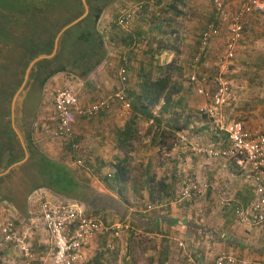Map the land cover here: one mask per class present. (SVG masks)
<instances>
[{"label":"crops","instance_id":"1","mask_svg":"<svg viewBox=\"0 0 264 264\" xmlns=\"http://www.w3.org/2000/svg\"><path fill=\"white\" fill-rule=\"evenodd\" d=\"M119 1L121 0H117V2L106 8L97 24V33L100 36L103 35V40H105L107 57L100 63V65L95 67L94 71H92L86 78L77 76L75 70L68 68L67 73L54 74L45 86L40 84V81L44 78L43 76L49 75V73L54 71V68L57 69L55 67L57 63L56 57L60 52L64 35L76 25L69 28L62 35L59 45H56V40L61 32L59 33L55 40L54 52L51 55H42L34 60L36 62L33 64L29 73V85L31 91L28 94L24 105L22 128L20 127V118L18 114L15 117L13 112V116L11 115L12 118L9 120L11 128L16 134V139L24 151L25 157L26 153L24 147L26 148L28 161L30 153L26 144L27 138L24 136L26 135V125L31 132L30 135L32 136L34 147L42 151V153L48 157V154H54L48 149V152L46 153L39 148L41 140H37L35 130L37 127L39 129L47 127L49 115L55 118L56 129L57 117L53 107V99L59 89L65 86H70L78 94L79 99V90H81L83 86L93 87V90L96 92H100V90L104 91L106 89L109 90L110 87L108 86V81L100 84L98 82V77L103 74V76L105 78L107 77L109 81L112 80L110 77L105 76L103 72L104 66L106 67L107 61L114 57L113 47H118L117 43H123V40H127L126 37L128 36L132 37L134 42L129 43V48L121 46L120 61L127 59L128 55L133 53V51H135V56L138 57L137 60H141L143 57L139 55L144 53L142 52L143 49L147 50L146 45L149 46V49L150 44L155 48V41H158V34H155L154 32L155 28L160 26L161 23H151L149 19V10H151V7H149L147 2L138 0L135 2V7H133L135 12L132 10L126 11L119 6ZM167 1L169 0H157L156 2H161V7L167 3ZM173 2H175V0H173ZM145 5H147V8ZM238 8L239 0H227V9L231 15H233ZM125 12L132 13L133 20L126 29H121L118 26V20ZM243 23L246 34L244 35V40L241 46L238 48L236 58L232 61V64L234 63V66H236L233 73L237 74L236 79H244L246 76H252L253 79L251 84L247 81L244 82L243 80H237L240 85L244 82V86L238 87V91L232 93L233 100L230 102L229 106L233 109L232 119L236 117V120L243 122L249 132H260L261 134H264V101L260 99L264 97V82H261V78L264 80V16L257 14L248 15L245 17ZM184 24L191 29H199L203 26L201 23H196L195 18L192 19V21H190L189 18H185ZM116 27H119L122 30L121 34H118L117 36L114 35V28ZM140 30L146 32L142 37L143 39L137 38L136 36V33ZM75 34L76 36H79L78 33L75 32ZM209 44L210 41L205 48L206 50H208ZM87 47L89 46H86V49L84 48L78 56L69 61L73 62L76 60L77 62L79 59L76 58L82 59L83 55L85 56L86 54ZM44 62L45 64L41 65V63ZM137 64L138 63H135V66ZM137 68L138 66L133 67V71L128 75L129 82H127L126 85H123L121 81L122 77L120 75V65L117 74L118 85L115 92L120 88L128 91L131 84H135V71L138 70ZM32 73H34V77L39 81L36 78L31 79ZM72 81L78 82L80 86L79 90L76 87L69 85ZM103 93L105 94L107 92ZM103 93L99 94L102 95ZM96 98L95 100H97ZM49 101L51 102L52 108L48 107ZM191 108L192 103L189 102L188 111L191 110ZM159 110L160 106L156 108L155 113L157 114ZM176 114L177 112H173L172 114L167 115L168 117L164 115L162 119L163 123L159 124V126H154L152 122L143 123L142 125V129L145 127H152L155 129L152 137H150V139L148 138V141H146L145 148L147 150L141 155L147 163V165H145L146 172L150 168V162L153 164V167L155 163L154 169L157 174L161 175L159 176L161 178L159 180H162L169 189L171 196L167 197L168 203H166L165 200L163 203V206L168 207L166 209L162 208V210L157 209V211H154V208L151 212L144 214V211H140L139 213L137 210H133L131 207L124 204V207H122L124 214H122V216L120 214L119 217L115 210L116 208H100L95 210V214L91 212L90 214H92V217L108 222L133 220L135 221L133 222L135 230L127 232L123 231L122 234L127 233V242L124 248L122 246V249H119L116 243L111 241L112 238L110 237L99 238L87 250L86 260L83 264H215L216 253L234 254L240 258L251 261H261L264 263V224L256 225L243 223L239 218L237 210L238 208L239 210H247L253 203L261 200V195L258 191L259 187L254 183L251 177L241 170L234 162L221 160L212 161L200 152L208 147H213L214 144H218L223 140H216V137H213L214 135L207 133L209 127L207 123L202 120H191L187 118L185 119V122L180 123L181 119L176 118ZM109 115L115 116L114 113ZM98 116L99 117H96L97 121L94 122L96 128L93 133L98 135V138L96 137L95 139L99 140V135L102 130L106 128L109 129L110 127L112 128V132H110L112 133V139H110L113 140V131L124 126V119L118 118L117 120H111L110 116L106 114L102 115L106 116L105 118H102L101 114ZM223 118L226 119L222 111V119ZM80 121H83V119L78 120V122ZM232 121L228 119L227 124ZM81 126L83 128H81L80 125L78 126L75 143H78L81 137H87L85 126L82 124ZM169 127L171 130H168ZM175 127L179 130H175ZM173 128L174 130H172ZM17 130L20 132L21 140L18 139L16 133ZM166 130L170 132V136L173 139L168 141V148H166L167 141H165L164 138H161L162 134L160 133L161 131L164 132ZM166 133L167 132H165V134ZM142 139L145 140L144 137ZM62 142L67 145L66 142ZM147 142L150 144H147ZM112 143L113 146L111 151L106 155H100L99 151L98 154L95 156L93 155L94 160L89 161V164L85 166L83 165L84 159L79 155V158L77 157V163L75 162V164L84 170L79 171L80 175L82 174L88 180L98 194L108 198L109 202L112 203V206L114 205V207H117L118 202L122 203L120 198H118L119 196L116 195L115 191L107 189L104 181H101L95 176L93 169V164L96 163L97 159L100 161L102 159L107 163L111 162L114 164L113 157L117 154V150L115 148V143ZM67 146L69 147L70 153H72L70 146ZM149 147L150 149H153L152 152L148 151ZM78 150L79 147L74 155H78ZM91 150H97V148L93 145ZM137 155L139 154L137 153ZM58 157L57 160H66V163L70 166L73 163L68 161L66 155L63 156L60 154ZM163 157L170 158L169 161H172L170 167H168V164L167 167L164 166L162 161L165 159H163ZM178 160H180V163H178ZM184 160L187 162L185 166L183 165ZM21 170L17 173L10 171L7 175L13 172L14 178H22L24 176ZM110 174L113 176V173ZM185 181H187L188 184H186ZM183 183H185L187 187L192 183L207 184V194L200 196L196 192H191L190 196H179V191L182 190L183 192V189L185 188H181ZM157 186L158 185L154 183L153 188H157ZM50 198L56 199L46 189L34 191L29 197L27 203L28 209L25 208L23 213L19 212L16 204H11L14 215L16 216L13 221L20 228L21 232L29 236L32 250L37 256V261L34 264H51L49 261V253L51 252L49 236L43 230L41 221L39 220L40 206L45 200ZM3 200L4 196L0 200V203L3 202ZM197 204L202 206V209H197L194 206ZM217 206H220V210H218ZM136 212H138V214ZM211 219L212 222H210ZM36 220L37 224L34 226L31 225ZM219 224L220 229H218ZM136 236L142 241L135 243L134 239ZM181 244L183 245V248L180 246ZM135 251L137 254L133 255ZM0 252L3 255L1 256V260H3L5 252L3 249H0Z\"/></svg>","mask_w":264,"mask_h":264},{"label":"trees","instance_id":"2","mask_svg":"<svg viewBox=\"0 0 264 264\" xmlns=\"http://www.w3.org/2000/svg\"><path fill=\"white\" fill-rule=\"evenodd\" d=\"M115 2L117 0H87L90 9L89 15L65 33L60 52L56 57L57 63L55 67L58 71L54 68V71L49 73V75L43 76L44 78L41 77L42 81H40V84L42 86H45L54 74L67 73L68 68L75 70L77 76L86 78L94 71L95 67L106 59L105 40H103V35L100 36L97 33V24L106 8ZM178 2L179 0H175L174 3L162 7L165 8L166 12L170 11L175 13L176 16H180L181 13L175 6ZM161 4V2H156L158 7ZM145 6L147 8V5ZM84 13L82 0H0V59L3 61L0 62V172L5 171L25 158L24 151L16 139V134L11 128L10 122L7 123V118H10V110L7 107L10 106L15 93L22 85V78L26 74L30 64L37 57L51 55L54 52L55 40L59 33L79 19ZM208 25L201 33L198 53L200 48H202L203 33ZM118 26L121 29H126L119 24ZM119 27L114 28V35L116 36L122 32ZM75 32L79 36H76ZM155 32L162 33V26L156 27ZM144 34L146 32L140 30L136 33V36L143 39ZM164 34L174 37L177 35V30L164 32ZM126 39L123 40L121 45L129 48V43L134 42V39L130 36L126 37ZM86 46L89 47H87L86 54L85 56L83 55L82 59L76 58L79 59L77 62L76 60L73 62L69 61L78 56L84 48L86 49ZM152 46L150 44L148 52L143 53L144 55H151L149 60H137L138 57L135 56V51H133V53L128 55L127 59L121 60L120 63L121 68H125L128 75L133 71V67L138 66V70L135 71V84H132L128 88V91L124 89V93L131 104V116L125 121L122 128L113 131V142L118 151L116 163L113 165L116 171L112 177L107 176L103 179L107 189L115 191L116 194H122L124 185L130 181L129 167L131 166V154L138 149V146L142 142V136L138 127L139 123L152 122L154 126H159V124L163 123L162 119L164 115L167 116L173 112H179V116L181 117L188 111V103L190 101L187 95L184 94L186 87L183 85L184 69L182 65L178 64L177 58L166 65H153L156 58L153 53L157 49L155 50ZM173 51L179 54L175 49ZM204 51L205 53L207 52L206 49ZM135 63L138 64L135 66ZM15 64L21 67V79L14 72L13 66ZM43 64L45 62L41 63V65ZM35 78L34 73H32L31 79ZM190 86L192 85L190 84ZM192 87L194 88V86ZM194 91L196 93L195 88ZM158 106H160V110L156 114L155 110ZM111 113L115 114V112ZM103 114L108 115L107 113ZM103 114H101V117L105 118L106 116H102ZM202 115L206 116L201 114L198 120L207 123ZM25 127L26 135L24 136L27 138L26 144L29 149L30 158L21 172L24 176L23 181L28 187L26 191L29 192L28 195H31L36 190L46 189L55 198L80 204L88 216L92 215L88 213V210L95 214V210L100 208H116L118 217L120 214L121 216L124 214L122 208L124 207L123 202H118L117 207L112 206L108 198L99 195L88 180L83 175H80L77 169L68 165L66 160L52 159L43 154L39 149H36L30 135L31 132L27 125ZM168 130H171V128L169 127ZM175 130L179 129L175 127ZM213 130V137H216V140H223L218 144H214L211 148L222 149L227 147L229 145L228 135L216 129L215 125H213ZM165 132L168 131H161L160 133L164 135ZM210 132H212V129L209 125L207 133L210 134ZM73 145H76L75 140L74 144L69 145L72 154H75L77 149ZM147 173L149 174L148 171ZM12 176L13 172L3 178L1 186L5 183V179H11ZM149 177L146 185L150 191L151 198L155 197V192L153 191L154 183L158 185L156 199L159 202L171 196L169 189L162 180L156 181L154 176ZM3 196V202L16 204L19 212L23 213L25 211V199H23L21 204H18L15 196L9 194ZM128 222L133 225L135 221L129 220ZM3 242L4 240L0 235V245ZM1 256L3 255L0 252V264Z\"/></svg>","mask_w":264,"mask_h":264},{"label":"rangeland","instance_id":"3","mask_svg":"<svg viewBox=\"0 0 264 264\" xmlns=\"http://www.w3.org/2000/svg\"><path fill=\"white\" fill-rule=\"evenodd\" d=\"M137 1L138 0H121L118 2V4L120 7H122L126 11L128 10L134 11L133 7H135V2ZM143 1L147 2L149 7H151V10H149L150 12L149 19L151 23L152 24L161 23V26H162V33L155 32V34H158V41H155L156 42L155 50L156 49L157 50L153 54L155 55L157 59L155 58L153 65H156V64L166 65V64H169L171 61H173L175 58H177L178 64L182 65L184 69L183 85L184 87H186L184 94L187 95L190 103H192V108L185 114V117L184 115L180 117L179 112H177V114L175 115L176 118L181 119L180 123L185 122L186 118L191 119V120L200 119L201 117L200 115L202 114L200 112L201 106L203 107L206 103L209 102L208 99L198 96L195 93L194 88L190 86L189 84L190 77L192 75H195L201 81H203L204 86L206 87L208 93L210 94V97L214 95V93L216 92L218 88L219 78L222 77L225 81L229 83V87H230L229 98L230 99L226 104L227 106H225L226 108L224 107L223 113H224V117H226L227 120L229 119L231 121L232 120L238 121L236 120L237 119L236 117L232 119L233 109L231 108V106H229L230 102L233 100L232 93L238 91L237 90L238 87L244 86L245 81L250 82L251 84L253 77L246 76L244 79H236L237 74L233 73V70L236 69V66H234V63L232 64V62L229 63L225 68H223L221 64V58L225 52V44L229 37V29L227 25L225 24L223 25L221 22H219V19L215 14L213 0H181L175 4L177 9L181 13L180 16H176L175 13L170 12V11L166 12L165 8L162 6L158 7L156 5L157 0H153V1L143 0ZM171 3H174L173 0L167 1V3H165L163 6H166L167 4H171ZM226 4H227V1H226ZM185 18L186 19L189 18L190 21H192V19L195 18L196 23H201V25L203 26L200 27L199 29L198 28L191 29L190 27L186 26L187 23L184 24ZM209 23H213L215 26L212 37L210 39L209 48L206 53L205 52L203 53L201 60L198 63H196L195 60L201 53V50L198 53L200 35H201V32L204 30V28ZM175 30H177V35L174 37H169L168 35L164 34V32L167 33V32L175 31ZM245 34H246V30H245ZM117 45L118 47H113L114 57L110 59L109 61H107V65L106 67L104 66V71H103L105 76L110 77L112 80L109 81V79L107 77L105 78L103 74L98 77V82L100 84H103L104 82L108 81L109 83L108 86L110 87L109 90L106 89L104 91L100 90V92H96L93 90V87H90V86L89 87L83 86L81 90H79L80 86L78 82L72 81L69 84V85H72L73 87H76L80 91V100H81L82 105H89L90 103L98 101V100H102L103 98L107 99L115 93L116 87L118 85L117 74L119 71V67L121 65L120 64L121 63L120 51H121V46H122L121 44H118V43ZM146 49L147 50L143 49L142 52H148L149 50L148 45H146ZM173 49L178 51L179 54L174 53ZM139 56L143 57L142 59L144 60L145 59L149 60L151 58V55H144L143 53H141ZM0 62H3L2 59H0ZM13 68H14L15 74L18 75V77L21 79V67L18 66V64H15ZM27 72L28 70L26 71V74L22 78L23 79L22 85L19 87L18 91L15 93V96L10 106L7 107L10 110V118H7V123H9V120L12 118L13 112H14L15 117L17 116V110L19 109L17 107V98L18 96L21 95L22 90H24L30 84L29 75H28L29 80L28 79L25 80ZM237 80H243L244 82L243 84L240 85ZM261 82L262 83L264 82L262 78H261ZM103 92H107V93L104 94ZM99 93H103V94L100 95ZM96 97H99V98H96ZM95 98L97 100H95ZM260 99L264 101V97ZM48 104H49L48 107L52 108L50 101L48 102ZM108 116H110L111 120L118 119L114 115L108 114ZM202 117L210 125L212 129V132H210V134H212L214 132L213 122L206 116L202 115ZM223 119H224L223 120L224 123L227 124V120L225 118ZM126 120H124V122ZM96 121H97V118L94 117L91 119H85V120L83 119V121H80L77 123L76 134H77V131H78L77 129L79 125L81 128H83L81 126L82 124L85 126V130H86L85 132H87V137L85 136L83 138L81 137L78 143H76L77 144L76 149L79 147V150L77 152L78 155L74 156V154L70 153L69 147L67 146L68 144L65 145L62 141L54 138L56 120L53 116L49 115V122H48L47 127L41 128V129L37 127L35 130L37 140H41L39 144V148L45 151L46 153L48 152L47 149L52 151L54 154H48L49 157L52 159H57V157L60 154L63 156L66 155V157L68 158V161L73 162L71 164L72 168L77 169L78 171L83 170L82 168H80L78 165L75 164V162L77 163V159L79 158L78 157L79 155L80 157L84 159L83 165L85 166L89 164V161L94 160V156L98 154L99 151H100V155L102 154L106 155L109 151H111V148L113 146V143H112L113 140H111L112 133H110L112 132V128L110 127H109L110 131L107 128L102 130V132L99 135L100 137L99 140L95 139L98 136L97 134L93 133L94 129L96 128L94 124V122ZM143 123H146V122L139 123L138 127H139V131H140L142 138L144 137L145 140L142 139L141 140L142 142L140 143V146H138V149H136V151L133 154H131V158H130L131 166L129 167L130 181L129 183L124 185V188L122 189L123 190L122 194H116L119 196L118 198H120V200L124 204L131 207L133 210H137L139 213L140 211L141 212L145 211L147 209V206L149 205H152L155 208V209L153 208L154 211H157V209L162 210V208L166 209L168 207V206H163L164 205L163 203L165 201L166 203H168L167 198L164 199L165 201H162V202L161 201L159 202V200L156 199L157 198L156 196L158 195L157 194L158 188H153V191L155 192L154 193L155 197H153L154 198L153 199L151 198L150 191L146 185V182L150 178L149 176H154L156 178V181H158L159 179H161L159 177L161 175L157 174V172L154 169L155 163L153 167V164L151 162H150V168L148 170L149 174L146 172L145 165H147V163L142 158L141 154L144 153L145 150H147L145 148L146 141H148V138L150 139V137H152V134L155 131V129L152 127L150 128L145 127L142 129ZM38 129H39V132H38ZM161 138H164V140L167 141L166 148H168L169 147L168 141L173 140L172 137L170 136V132H167L166 134L162 135ZM147 144H150V143L147 142ZM93 145L94 147L97 148V150H93V151L91 150V147ZM148 151L152 152L153 149H150L149 147ZM137 153L139 155H137ZM117 154H118V151H117ZM117 154L115 156H117ZM115 156L113 157L114 164L111 162L107 163L103 161L102 159L101 161L97 159L96 163L93 164V169L95 172L94 174L101 181H103V179L107 177L110 173H113V174L115 173L116 170H115V167L113 166L116 163ZM163 159H165L162 161L165 167H167V164L169 165L168 167L172 165V161H169L170 158L163 157ZM60 160H63V159H60ZM178 163H180V160H178ZM186 164L187 162L184 160L183 165L185 166ZM5 171L0 172V174H5ZM6 176L7 174H5L2 178H5ZM185 183L188 184L187 181H185ZM185 183L181 185V188L187 187ZM27 190H28V187L24 183L23 177L14 178L13 176V178L6 181L0 187V192L2 196L7 195V194L11 196H15L17 198L18 204H21L23 199H25L26 201L25 207L28 209L27 203H28L30 195H28L29 192H26ZM181 193H182V190L179 191L178 195L182 196ZM199 204L194 205V206L197 209L198 208L202 209V206H200ZM217 208L218 210H220V206L219 207L217 206ZM138 212L136 213L138 214ZM88 213L90 214L91 211L88 210ZM15 217L16 216L14 215L12 205L7 202H1L0 203V225L6 224L7 222H14L13 220ZM210 222H212V219ZM218 226H219L218 229H220V224ZM129 231H133V230H129ZM219 233H220V230H219ZM126 239H127V233H124V234H121L119 237L112 238L111 241L113 243H116L119 249H122V246L123 248L125 247V244L127 242ZM140 241L142 240H140L136 236L134 239V242L137 243ZM12 248L13 247L9 244H6V242H3V244L0 245V249H3V251L5 252V255H4L5 257L3 258V260H1V264H21V259L19 258V254L16 252L14 248L13 249ZM136 254L137 252L135 251L133 255H136ZM219 254L221 253H216L215 258Z\"/></svg>","mask_w":264,"mask_h":264},{"label":"built area","instance_id":"4","mask_svg":"<svg viewBox=\"0 0 264 264\" xmlns=\"http://www.w3.org/2000/svg\"><path fill=\"white\" fill-rule=\"evenodd\" d=\"M226 1L213 0L215 14L219 22L227 25L229 29L225 52L221 58L223 68L236 58L238 48L244 40L243 22L245 17L252 14L264 16V0H239V8L233 15L229 13ZM132 20L133 14L125 12L118 20V24L127 28ZM214 28V24L210 23L204 31L201 53L196 58V63L200 61ZM120 75L122 84L126 85L128 82L127 70L121 68ZM190 84L194 86L198 96L209 100L200 108V112L213 122L216 129L225 132L229 139V145L225 148H206L200 152L212 161L234 162L251 177L259 187L261 200L253 203L247 210L238 209V214L243 223L264 224V134L249 132L241 121L224 123L222 111L230 99V87L222 77L219 78L218 88L212 97L197 76H191ZM53 107L57 117L54 136L68 145L74 144L76 125L79 119H91L103 113L115 112L117 118L126 120L131 116L132 111L123 88L107 99L82 105L73 88L65 86L59 89L54 96ZM73 147L76 148V145ZM108 177H112V175L109 174ZM207 191V184L192 183L183 189L182 197L190 196L191 192H196L201 196L207 194ZM153 208L152 205L147 206L144 214L151 212ZM39 220L43 230L49 236L51 246L49 261L51 264H83L86 260L87 250L99 238H116L123 231L135 230L128 221L108 222L88 216L80 204L58 198L47 199L41 204ZM36 224L37 220L31 225ZM0 235L4 242L16 250L22 264H34L37 261L29 236L21 232L15 222L0 225ZM214 262L215 264H264L261 261H251L229 253L219 254Z\"/></svg>","mask_w":264,"mask_h":264},{"label":"water","instance_id":"5","mask_svg":"<svg viewBox=\"0 0 264 264\" xmlns=\"http://www.w3.org/2000/svg\"><path fill=\"white\" fill-rule=\"evenodd\" d=\"M82 4H83V7H84V10H85V13L79 18L77 19L76 21H74L72 24H70L68 27H66L65 29H63L59 35V37L57 38L56 40V45H59V41L62 37V35L71 27L77 25L78 23H80L81 21H83L88 15H89V6L87 4V0H82ZM36 61H34L31 66L29 67L28 69V72H27V75L25 77V80L28 79V75L30 73V70L32 69V66L33 64L35 63ZM31 91V87L30 85H28L24 90H22L21 92V95L18 96L17 98V107L19 108L17 110V114L20 118V127L22 128V123H23V117H24V105H25V102H26V99L28 97V94L30 93ZM17 133V136H18V139L21 140V135H20V132L17 130L16 131ZM24 150H25V153H26V157L23 161L21 162H18L16 164H14L13 166H11L6 172L5 174H7L8 172L10 171H13L14 173H17V172H20L21 168L27 163L28 161V154H27V151H26V148L24 147ZM5 174H0V184H1V181H2V177L5 175ZM10 179H5V182L8 181ZM2 194L0 192V199H2Z\"/></svg>","mask_w":264,"mask_h":264}]
</instances>
